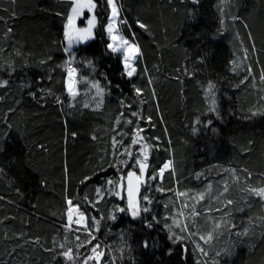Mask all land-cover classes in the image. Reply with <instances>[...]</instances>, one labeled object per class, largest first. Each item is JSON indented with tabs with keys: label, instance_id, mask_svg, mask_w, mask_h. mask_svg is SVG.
Wrapping results in <instances>:
<instances>
[{
	"label": "trees",
	"instance_id": "16d2710c",
	"mask_svg": "<svg viewBox=\"0 0 264 264\" xmlns=\"http://www.w3.org/2000/svg\"><path fill=\"white\" fill-rule=\"evenodd\" d=\"M95 3L94 38L66 53L70 0H0V264H85L96 245L87 264H264V198L251 191L264 188V0H119L141 53L131 77ZM128 172L137 216L119 192ZM72 206L85 226L68 222ZM182 206L214 229L172 238Z\"/></svg>",
	"mask_w": 264,
	"mask_h": 264
},
{
	"label": "snow or ice",
	"instance_id": "6c2138e0",
	"mask_svg": "<svg viewBox=\"0 0 264 264\" xmlns=\"http://www.w3.org/2000/svg\"><path fill=\"white\" fill-rule=\"evenodd\" d=\"M70 2L73 4V8H72V15L68 16V20L67 23L65 24V32H64V36L65 39L68 43V47L65 48V51L68 52L69 49L71 48L72 44L74 43H82V42H86L90 39L94 38V28L96 26L97 20L95 17V13H94V9L97 7V4L95 3V0H70ZM108 7L111 9V15L108 17L109 19V23L107 25V32L110 36L111 39V43H109L107 45V48L109 50H111V52L113 53H117V52H121L123 51L125 53L124 56V60H125V68L129 67L128 61L133 57L139 54L138 52V48L135 45H132L129 43V41H127L126 39H124L123 36H117L116 33L119 31V28L117 27L118 25L122 24V23H126L125 20H121L120 19V8H118L117 6V0H106ZM85 9H87L88 11H93V17L88 20V26L86 28H76L73 24V19L74 16H79ZM140 27L142 28H146L145 25L140 24ZM66 63H68L69 65L71 64V60L67 61ZM91 63V62H89ZM235 67H239V65H236ZM235 67L233 70H235ZM249 74L251 73V68L248 69ZM135 72V68H132L131 71H128V76L131 77ZM75 73V69L69 67L68 68V81H67V89L69 91V93L71 95H73V98H75L76 95H78V92H74V83H73V74ZM248 77H245V80H247ZM262 80H264V76L261 77ZM241 83H244V81H241ZM7 84V81H3L2 83H0V86H4ZM93 87H95L97 89V95L98 96H102L103 94V89L100 87L99 83H95L93 84ZM212 85H209V90L212 89ZM137 94H141V90L140 89H136ZM57 102L59 101V98H57ZM213 104H215V100L213 97ZM87 107V105H86ZM215 110V109H213ZM257 113H253V115H256ZM133 115H136L135 113H133ZM137 136L139 137V132L137 133ZM142 139V137L140 138ZM138 143L137 139L133 140V145H136ZM115 146V145H114ZM149 146L147 144L143 145V160H137V165L139 166L140 172L141 174L144 173L145 168L147 166L146 161L148 159L147 156V150H148ZM125 154L131 155V153H128L127 150L125 152ZM170 163H166L163 168L160 169V173L161 175L163 174V172L166 169H169L170 167ZM136 176V173L134 172H128V177L129 179V187H128V195H129V208L132 210V214L133 216L138 215L139 212V208H138V204L134 201L133 199V194H134V186L131 180V177ZM86 180L89 178H85ZM137 179V185L135 186L136 190H138V184H139V177L136 178ZM109 185L113 184V181H108ZM98 192L102 191L101 189L97 190ZM225 191H227V187H225ZM251 191L258 197L264 198V188L261 189H251ZM200 199H204L203 194H201ZM69 205L71 206L72 201L69 200L68 201ZM228 204H231L232 201H227ZM79 207V206H77ZM144 211H147L148 209H143ZM121 211H124V209H121ZM71 212H72V208H69V219L71 220ZM193 215H199L198 212H194ZM220 227V224H216V228L218 229ZM184 228L187 229L188 225H184ZM201 240H205V242L211 241L213 239V235L210 232L207 236V238H205L204 236L200 237ZM89 243H91V241H89ZM145 246H147V244H145ZM61 247H63V245H61ZM71 252L72 250L69 249L67 252H64L63 255L69 259H71ZM92 252L93 253H97V258L99 255H102V253L99 251V246H93L92 247ZM201 252H203V249H201ZM205 256L207 255V253H203ZM219 255V254H218ZM93 259V257L89 256L87 257V259L85 260V264H87V260Z\"/></svg>",
	"mask_w": 264,
	"mask_h": 264
},
{
	"label": "rangeland",
	"instance_id": "374dc122",
	"mask_svg": "<svg viewBox=\"0 0 264 264\" xmlns=\"http://www.w3.org/2000/svg\"><path fill=\"white\" fill-rule=\"evenodd\" d=\"M117 6H118V8H120L119 0H117ZM72 8H73V4H72V6L70 8V11H69L68 16L69 15H72ZM85 13H87V17L86 18H84L85 17ZM94 13H95V9H94ZM110 15H111V9L109 8V16ZM92 17H93V11H88L87 9H85L79 16H74L73 24H74V26L76 28H81V29L82 28H86L88 26V20H90ZM95 17H96V15H95ZM81 19H84V23L82 25L80 24V20ZM120 19L121 20H124L122 18L121 11H120ZM67 20H68V17H67ZM67 20H66V23H67ZM108 23H109V19H108L107 25H108ZM122 24H120V25L117 26L119 28V31L116 33V35L118 37L119 36H123L124 39H126L127 41H129L130 44L135 45L138 48V52H139L138 55L133 56L128 61V64H129V67L128 68H125V60H124L125 53L123 51L117 52V54H119L121 56V60H122V65H123V68H124V72L128 76L127 73H128V71H131L132 68H135V72H136L135 61L137 60V58L140 56L141 53H140V50H139V46L136 43V40L134 38L133 39H130L121 30V25ZM107 25L105 27V31H106L107 37L109 38V43H111L112 41H111L110 36H109V34H108L107 30H106ZM64 32H65V27H64ZM93 32H94V30H93ZM90 40H88L86 42H82V43H74V44H72V46L69 49V51L68 52L65 51V52L66 53H70L75 46H77L79 44H85V43L89 42ZM67 47H68V43H67V41L65 39V36H64V50ZM69 67H71V66H69ZM135 72H134V74H135ZM75 79H76V71L73 74V83H74V89H73V91L74 92H76L75 91L76 90L75 89V87H76ZM67 81H68V69H67V77H66V89H67ZM67 91H68V89H67ZM205 93H206V97L208 98V101L211 104V108H214L213 95L210 93L209 89H207ZM140 144H141L140 151H141V153H143V144L142 143H140ZM169 162H171V160H168L167 162H165L164 165L166 163H169ZM163 166H162V168H163ZM171 167H172V162L170 163L169 169H171ZM169 169H166L165 171H167ZM159 174L161 175L160 170H159ZM137 177L138 176H133V177H131V180H132V183H133V186H134L133 199L138 204V208H139V211H140V206H139V201H138L139 184H138V190H136V188H135V186L137 185V179H136ZM129 179L130 178L127 176L126 179H125L124 186L123 187L120 186V189H119V192L120 193L124 192V194H125V197L127 199L128 208H129V195H128ZM71 208H72V212H71L72 219L71 220L69 219V209H68V216H67L68 217V222L69 223H72L73 222L74 224H76L78 226H85V224H86L85 216L83 214L79 213L76 207L72 206ZM129 211L132 214V210L130 208H129ZM194 212H198L199 215H193ZM132 216H133V214H132ZM135 216H137V215H135ZM212 222L214 223V221L212 219V214H210L209 212L200 211V210H198L195 207L192 209V208H189L187 206H182L180 208H177V210L174 209L172 211V214L170 216V228H169V231H170V234H171L172 238H174V239L183 238V237H186V236L189 237V238H191L193 236L194 231H196V229L198 227L208 228V229H214V228H212L210 226V223H212ZM215 223L217 224V222H215ZM219 224L221 225V223H219ZM184 225H188V228L185 229L184 228ZM215 228H216V226H215ZM95 259H97V256L95 257ZM97 261H98V259H97Z\"/></svg>",
	"mask_w": 264,
	"mask_h": 264
},
{
	"label": "built area",
	"instance_id": "2783aa9c",
	"mask_svg": "<svg viewBox=\"0 0 264 264\" xmlns=\"http://www.w3.org/2000/svg\"><path fill=\"white\" fill-rule=\"evenodd\" d=\"M95 254H97V253H93V252H92V249H91V250H90V255H91V256H94Z\"/></svg>",
	"mask_w": 264,
	"mask_h": 264
},
{
	"label": "bare ground",
	"instance_id": "6f19581e",
	"mask_svg": "<svg viewBox=\"0 0 264 264\" xmlns=\"http://www.w3.org/2000/svg\"><path fill=\"white\" fill-rule=\"evenodd\" d=\"M73 79V78H72Z\"/></svg>",
	"mask_w": 264,
	"mask_h": 264
}]
</instances>
